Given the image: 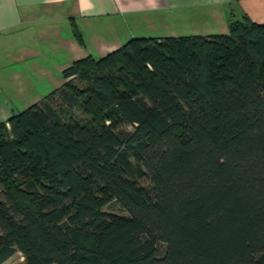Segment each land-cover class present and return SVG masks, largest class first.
I'll return each mask as SVG.
<instances>
[{
    "label": "trees",
    "instance_id": "16d2710c",
    "mask_svg": "<svg viewBox=\"0 0 264 264\" xmlns=\"http://www.w3.org/2000/svg\"><path fill=\"white\" fill-rule=\"evenodd\" d=\"M61 76L0 120V264H264V23L132 36Z\"/></svg>",
    "mask_w": 264,
    "mask_h": 264
},
{
    "label": "crops",
    "instance_id": "0c3cea01",
    "mask_svg": "<svg viewBox=\"0 0 264 264\" xmlns=\"http://www.w3.org/2000/svg\"><path fill=\"white\" fill-rule=\"evenodd\" d=\"M231 13L264 23V0H0V120L44 100L64 81L63 68L117 48L131 29L166 30L155 37L227 32Z\"/></svg>",
    "mask_w": 264,
    "mask_h": 264
},
{
    "label": "rangeland",
    "instance_id": "374dc122",
    "mask_svg": "<svg viewBox=\"0 0 264 264\" xmlns=\"http://www.w3.org/2000/svg\"><path fill=\"white\" fill-rule=\"evenodd\" d=\"M143 24V23H142ZM128 29V28H127ZM130 29V28H129ZM164 29H160L157 27H150V29H145L141 26L138 27V30H134L131 29L132 35L131 36H135V35H143V36H153V34H162L164 33ZM130 36H126L125 39H128ZM88 39V38H87ZM94 55H97L94 53ZM60 78V77H59ZM61 79V78H60ZM73 83L78 85V86H83V82H81L80 80H78L77 78H73L72 79ZM60 86V85H59ZM58 86V87H59ZM57 88V87H56ZM54 88V90L56 89ZM53 91V90H52ZM49 94V93H48ZM47 94V95H48ZM50 102L53 105H56L59 102V98L57 93L53 95V97H51ZM22 105V104H21ZM21 108H17L15 111H19ZM124 128L129 129L130 127L125 125ZM133 162V161H132ZM128 176L135 179L139 184H141L144 187H149L150 186V182L149 180L146 178L145 175H139L137 174L136 171H134L133 173L128 171L127 172ZM103 210H105L106 212H112V213H120V214H126V211L124 209H122L120 207V205L115 201L112 200L109 203H107L106 205H104L102 207ZM163 244L160 243V246H162ZM1 264H25L24 262V258L21 254V252L16 251L14 252L8 259H6L3 263Z\"/></svg>",
    "mask_w": 264,
    "mask_h": 264
}]
</instances>
